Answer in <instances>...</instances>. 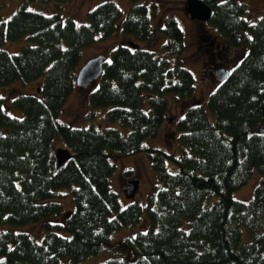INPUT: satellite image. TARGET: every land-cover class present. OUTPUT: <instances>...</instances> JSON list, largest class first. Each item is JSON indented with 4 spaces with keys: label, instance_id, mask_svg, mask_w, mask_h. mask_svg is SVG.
Masks as SVG:
<instances>
[{
    "label": "trees",
    "instance_id": "16d2710c",
    "mask_svg": "<svg viewBox=\"0 0 264 264\" xmlns=\"http://www.w3.org/2000/svg\"><path fill=\"white\" fill-rule=\"evenodd\" d=\"M34 1L49 0H22L9 19L0 18V85L43 76L39 94L21 93L11 101L0 94V225H7L0 228V264H81L108 249L99 264H264V131L258 130L264 124V14L250 22L244 0H205L214 8L208 21L244 54L204 102L194 96V74L178 57L185 42L177 19L165 15L159 27L166 52L178 57L170 65L140 45L155 29L148 6L129 0L121 31L131 39L111 49L90 93V104L107 107L106 119L128 127L125 133L60 120L76 86L82 49L98 34L113 35L121 20L119 5L105 0L88 11L87 22L78 23L58 11L29 9ZM22 37L32 44L14 53L2 47ZM166 93L174 94L181 110L179 157L144 145L166 120ZM10 106L21 109V116L9 112ZM58 140L72 154L56 171ZM141 150L159 182L145 206L136 200L123 206L111 187V152ZM168 158L177 171L167 168ZM254 168L259 173L254 196L236 199L234 191ZM64 188L73 203L66 212L59 201ZM209 197L215 200L205 206ZM143 209L148 226L112 243L113 233L137 224ZM37 222L45 230L42 241L21 228Z\"/></svg>",
    "mask_w": 264,
    "mask_h": 264
},
{
    "label": "rangeland",
    "instance_id": "374dc122",
    "mask_svg": "<svg viewBox=\"0 0 264 264\" xmlns=\"http://www.w3.org/2000/svg\"><path fill=\"white\" fill-rule=\"evenodd\" d=\"M105 0H49L44 3L28 2L27 7L32 10L48 9L52 12H60L64 19L71 17L78 23H84L88 20V11L94 8L99 3ZM121 8V20L118 22L117 28L113 35L104 39L100 38V34L96 36L93 44L84 47L78 63L80 67L88 58L95 56L99 53L106 55V60L111 57V49L118 43H127L131 38L124 37L121 31V23L126 17L129 8V0H113ZM249 8L248 20L250 22L256 21L261 15L264 14V0H244ZM148 6L149 13L151 14L152 25L155 32L151 39L140 41L143 48L152 50L154 53L165 56L170 65H174L178 57L182 63L187 66L194 74L195 77V93L194 96L198 100L207 102L210 93L217 87L221 80L211 76L210 66L218 65L220 57L225 53H221L216 44L224 42V38L218 33L216 27L209 21H199L193 19L186 11V0H141ZM22 3V0H0V18L7 20L17 10ZM153 6L155 7L154 13L152 12ZM174 16L184 33L185 48L180 56L166 52L163 43L166 40L165 34L159 27L163 23L165 15ZM201 34H206L207 38H201ZM216 39L213 48L211 49L209 41ZM32 44L26 37L19 40L11 41L6 40L3 48L11 53L18 52L23 45ZM230 49V51H229ZM207 50V51H205ZM211 51L213 53H211ZM229 55L231 56L230 62H237L244 54V49L233 48L228 46ZM228 55V56H229ZM213 57V58H212ZM221 57V58H222ZM212 58V59H211ZM223 59V58H222ZM78 67V68H79ZM43 76L37 79L24 82L21 78L9 84L0 85V94L7 97L11 101L13 97L21 93H34L39 94L38 88L41 86ZM94 81L86 88H79L74 86L73 90L66 97L65 103L60 110V120L65 124L72 127H82L94 125L97 127L113 126L121 131L127 133L128 127L120 124V122H110L106 119L107 107H93L90 104V93L97 85ZM168 99V111L166 120L161 126L156 136L147 137L144 140L145 146L158 147L168 153L179 157L182 153L183 146L179 140V130L177 128V120L181 115L180 106L175 103L173 93L165 94ZM9 112L14 115L21 116L23 111L13 106L9 107ZM66 147L61 141H56V147ZM111 161L114 163L115 168L111 175V187L117 192L123 206H126L130 201L136 200L145 206L147 203L148 193L154 183L159 182L158 172L152 166L151 160L146 150L138 151L134 154L120 153L117 151L111 152ZM167 168L171 171L178 170V164L172 159L168 158ZM137 178L139 180V188L133 199L126 197L123 186L128 183L129 179ZM259 180V173L256 168L253 169L252 174L246 183L234 191L233 196L236 199L249 201L255 193V188ZM62 192H66L59 198L64 206V211L73 208L71 201V193L69 188H64ZM215 197H209L205 200L204 205L213 204ZM63 218V217H62ZM61 217L59 219H62ZM52 220H57L56 217H51ZM63 220V219H62ZM148 226L145 209L141 219L135 225H128L121 230L113 233L112 243L117 242L123 236L135 234L139 230H143ZM7 225H0V228H6ZM24 231L28 232L36 241H42L45 235V230L42 223H27L21 227ZM244 238H246V231L244 228ZM110 255V251L105 250L97 255H91L81 264H99L102 260Z\"/></svg>",
    "mask_w": 264,
    "mask_h": 264
},
{
    "label": "water",
    "instance_id": "95a60500",
    "mask_svg": "<svg viewBox=\"0 0 264 264\" xmlns=\"http://www.w3.org/2000/svg\"><path fill=\"white\" fill-rule=\"evenodd\" d=\"M186 11L189 15L199 21H208L214 14V8L206 3L205 0H186ZM130 45L137 47L138 43L133 40ZM106 56L103 53L97 54L88 58L79 68L76 75V85L79 88H86L91 83L96 81L102 74ZM228 67H221L217 69L216 76L219 80H224L229 74ZM40 92V87L38 88ZM259 131H264V124L258 128ZM3 129L0 127V136L3 135ZM71 151L67 147L59 146L55 149L54 167L58 171L66 161L71 157ZM139 188V180L137 178L129 179L128 183L123 186V190L127 198L135 197Z\"/></svg>",
    "mask_w": 264,
    "mask_h": 264
},
{
    "label": "flooded vegetation",
    "instance_id": "af4514ba",
    "mask_svg": "<svg viewBox=\"0 0 264 264\" xmlns=\"http://www.w3.org/2000/svg\"><path fill=\"white\" fill-rule=\"evenodd\" d=\"M202 36H201V38H207L206 37V34H201ZM215 41H216V39H211L210 41H209V45H210V47H211V49L213 48V46H214V43H215ZM225 42H226V40H224ZM216 46H217V48L219 49V51H220V53L218 54L219 56H221V53H225V55L221 58L220 57V61L219 62H221V60H222V62L221 63H219L218 65H215V66H210V68H211V71H210V73H211V76L212 77H214V78H217V76H216V71H217V69H219V68H221V67H228L229 68V70H231L232 69V67L234 66V64H235V62L233 61V62H230L229 63V61L231 60L230 58H231V56L229 55V51H230V49H229V51H228V46H230L227 42L226 43H224V42H219V43H217L216 44ZM205 51H207V50H205ZM214 52V51H213ZM212 51H211V53H213ZM229 55V56H228ZM213 58V57H212ZM211 58V59H212Z\"/></svg>",
    "mask_w": 264,
    "mask_h": 264
},
{
    "label": "bare ground",
    "instance_id": "6f19581e",
    "mask_svg": "<svg viewBox=\"0 0 264 264\" xmlns=\"http://www.w3.org/2000/svg\"><path fill=\"white\" fill-rule=\"evenodd\" d=\"M235 64H236V62H235ZM235 64H234V65H235ZM229 71H230V70H229ZM217 79H218V78H217ZM221 81H223V80H221Z\"/></svg>",
    "mask_w": 264,
    "mask_h": 264
}]
</instances>
